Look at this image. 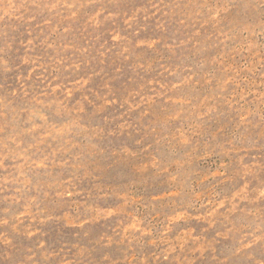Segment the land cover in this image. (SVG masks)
<instances>
[{
    "label": "rangeland",
    "instance_id": "obj_1",
    "mask_svg": "<svg viewBox=\"0 0 264 264\" xmlns=\"http://www.w3.org/2000/svg\"><path fill=\"white\" fill-rule=\"evenodd\" d=\"M0 264H264V0H0Z\"/></svg>",
    "mask_w": 264,
    "mask_h": 264
}]
</instances>
